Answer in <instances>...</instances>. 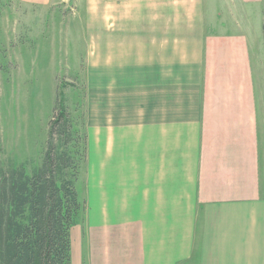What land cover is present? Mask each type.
<instances>
[{
    "label": "crops",
    "instance_id": "obj_1",
    "mask_svg": "<svg viewBox=\"0 0 264 264\" xmlns=\"http://www.w3.org/2000/svg\"><path fill=\"white\" fill-rule=\"evenodd\" d=\"M80 2L94 3L79 50L93 181L77 264H264V78L250 45L263 0H230L235 20L214 26L204 0Z\"/></svg>",
    "mask_w": 264,
    "mask_h": 264
},
{
    "label": "rangeland",
    "instance_id": "obj_2",
    "mask_svg": "<svg viewBox=\"0 0 264 264\" xmlns=\"http://www.w3.org/2000/svg\"><path fill=\"white\" fill-rule=\"evenodd\" d=\"M204 1L209 25L214 26L215 14L219 15L218 19L235 20L231 8L227 13L230 11L232 19L223 16L224 5H228L230 0ZM261 6L264 22V0ZM93 12L94 3H81L80 0L45 5L0 0V144L4 158L12 156L19 162L26 159L31 163L37 162L45 146L54 99H60L62 94L72 98L74 90L78 91L81 103L72 104L74 100L70 99L67 110L69 113L77 111L74 118L79 125L82 113V131L87 135V144L88 133L92 138L93 131L88 129V125L92 124L89 120L93 113V99L92 107L88 108L86 65L84 54L79 50L80 43L82 46L86 42L83 27L93 26ZM250 21L247 25L252 23ZM237 23L240 24V20ZM222 24V29H226V24ZM257 32L256 44L255 38L250 37L252 65L254 71L264 78V44L261 29ZM258 86H261L260 82ZM262 95L264 99L263 91ZM259 108L260 176L264 196V115L261 104ZM87 169L86 162L76 183L79 198L84 203L92 190L89 179L93 181L88 177ZM84 210L71 229V264H77L78 260L77 240L80 230L85 228L82 225Z\"/></svg>",
    "mask_w": 264,
    "mask_h": 264
},
{
    "label": "trees",
    "instance_id": "obj_3",
    "mask_svg": "<svg viewBox=\"0 0 264 264\" xmlns=\"http://www.w3.org/2000/svg\"><path fill=\"white\" fill-rule=\"evenodd\" d=\"M261 29L264 44L263 21ZM73 92L54 99L37 162L4 158L0 144V264H71V229L85 208L76 183L87 159L83 115L80 126L66 107L81 103Z\"/></svg>",
    "mask_w": 264,
    "mask_h": 264
}]
</instances>
